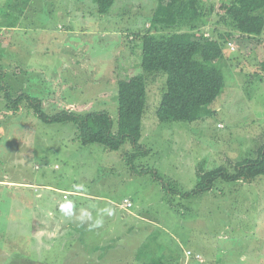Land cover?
I'll return each mask as SVG.
<instances>
[{
    "label": "rangeland",
    "instance_id": "374dc122",
    "mask_svg": "<svg viewBox=\"0 0 264 264\" xmlns=\"http://www.w3.org/2000/svg\"><path fill=\"white\" fill-rule=\"evenodd\" d=\"M222 1L201 0L199 33L228 30L216 24ZM156 4L114 0L101 14L92 0H0L6 83L15 95L42 98L49 114L106 111L115 131L117 77L144 73L140 34L173 31L153 28ZM222 51L214 65L224 87L202 121H159L166 75H145L138 142L147 153L133 162L128 141L112 151L83 145L74 124L44 123L24 107L13 113L0 91V264H264V176L217 180L211 191L166 200L150 173L190 190L199 166L233 172L236 162L256 156L264 142V29L225 41ZM67 201L72 217L60 207ZM82 208L93 221L102 209L112 215L89 228L78 219Z\"/></svg>",
    "mask_w": 264,
    "mask_h": 264
},
{
    "label": "trees",
    "instance_id": "16d2710c",
    "mask_svg": "<svg viewBox=\"0 0 264 264\" xmlns=\"http://www.w3.org/2000/svg\"><path fill=\"white\" fill-rule=\"evenodd\" d=\"M92 1L101 14L107 13L114 2ZM217 14L216 24L225 25L228 30L219 31L216 37L208 36L196 29L197 22L205 17L201 0H157L151 15L153 28L158 30L168 26L173 27V31L147 30L140 34V63L144 73L131 75L121 72L117 77L115 131L113 119L103 110L80 113L65 108L52 114L44 112L42 98L25 91L17 95L12 93L0 65V91L3 92L5 107L13 110V113L24 107L44 123H72L77 129V138L83 145L97 143L112 151L118 150L128 141L135 150L129 155L130 162H133L138 155L147 153L138 142L146 107L145 75H166L165 89L156 108L159 121H202L213 112L208 105L224 87L223 73L214 65L223 55V43L234 38H255L264 29V0L222 1L217 7ZM183 27H187V30H182ZM262 68L264 70V61ZM148 170L150 171L142 168L137 172H149ZM150 173L153 179L160 180L164 199L167 200L168 196L189 199L214 189L217 180L251 182L258 176H264V142L258 147L254 158L236 162L233 172L222 166L213 169L199 166L196 183L190 190H182L174 180L164 181L154 169Z\"/></svg>",
    "mask_w": 264,
    "mask_h": 264
},
{
    "label": "clouds",
    "instance_id": "9594fccd",
    "mask_svg": "<svg viewBox=\"0 0 264 264\" xmlns=\"http://www.w3.org/2000/svg\"><path fill=\"white\" fill-rule=\"evenodd\" d=\"M77 187H79V186H77ZM60 207H61V210L63 211V214L66 217H72L75 215V213L73 211L74 205L71 201H67V202L63 203ZM105 212L108 215H112V209H102L101 210V218L95 219L93 221L91 213L87 209L82 208L79 210L78 219L81 222V224H87L89 226V228H101L103 226V223H104L102 215Z\"/></svg>",
    "mask_w": 264,
    "mask_h": 264
},
{
    "label": "built area",
    "instance_id": "2783aa9c",
    "mask_svg": "<svg viewBox=\"0 0 264 264\" xmlns=\"http://www.w3.org/2000/svg\"><path fill=\"white\" fill-rule=\"evenodd\" d=\"M124 204L126 208H128L131 205V203L127 199H124ZM187 254H191L190 251H187ZM196 257H199V255H196Z\"/></svg>",
    "mask_w": 264,
    "mask_h": 264
},
{
    "label": "crops",
    "instance_id": "0c3cea01",
    "mask_svg": "<svg viewBox=\"0 0 264 264\" xmlns=\"http://www.w3.org/2000/svg\"><path fill=\"white\" fill-rule=\"evenodd\" d=\"M240 182V181H239Z\"/></svg>",
    "mask_w": 264,
    "mask_h": 264
}]
</instances>
